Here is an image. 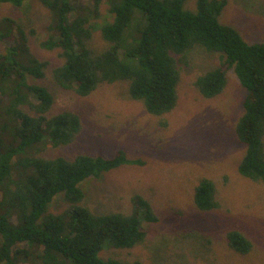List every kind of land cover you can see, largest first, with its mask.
Listing matches in <instances>:
<instances>
[{
    "label": "trees",
    "instance_id": "1",
    "mask_svg": "<svg viewBox=\"0 0 264 264\" xmlns=\"http://www.w3.org/2000/svg\"><path fill=\"white\" fill-rule=\"evenodd\" d=\"M27 0H0L22 7ZM37 0L50 19L42 49H33L36 26L22 16L0 18V264H143L104 258L109 247L131 249L149 231L142 224L157 222L153 205L134 195L131 211L99 212L87 199L84 183L126 164L142 163L124 150L112 156L79 153L72 158L49 156V147L73 143L82 129L76 113L56 109L49 87L28 77L52 80L61 89L87 97L106 86L127 84L129 96L149 114L164 117L178 106L189 52L197 46L217 53L220 63L199 74L195 87L207 99L221 95L233 68L246 91L243 112L234 127L245 151L238 172L264 186V41L249 43L234 26L222 22L228 0ZM107 2L114 14L101 27L106 47H93L96 19ZM140 27H131L135 17ZM61 195L64 207L53 210ZM200 211L220 209L219 188L210 176L193 191ZM229 247L246 255L253 241L242 230L227 231ZM107 247V248H106Z\"/></svg>",
    "mask_w": 264,
    "mask_h": 264
},
{
    "label": "rangeland",
    "instance_id": "2",
    "mask_svg": "<svg viewBox=\"0 0 264 264\" xmlns=\"http://www.w3.org/2000/svg\"><path fill=\"white\" fill-rule=\"evenodd\" d=\"M79 2L91 6L89 0ZM185 8L196 10V0H187ZM6 15H20L26 26H36L39 35L34 39V51L41 58L57 60L39 45L48 36L50 15L37 0H27L22 7L0 4V18ZM113 20L114 14L104 2L94 19L93 47H106L101 27ZM138 21L136 16L131 27L138 30ZM221 21L237 28L247 42H262L264 0H228ZM189 56L178 106L164 117L149 114L141 101L132 99L126 83L81 97L50 79L29 76V82L49 87L57 110H70L82 120L81 132L73 143L49 147L46 154L67 158L82 152L112 156L124 150L128 158L142 161L84 183L89 204L99 212H129L137 194L151 202L158 217L157 222L142 219L149 231L142 243L125 250L109 247L101 252L102 257L141 260L143 264H264V186L244 179L238 172L245 145L238 141L234 127L243 112L246 91L230 68L225 91L212 99L203 97L194 81L199 74L217 67L220 56L201 46L192 49ZM204 176L218 185L220 209L200 211L193 204L194 188ZM64 204L59 195L52 209L59 211ZM232 228L242 230L253 241L254 249L249 254H239L229 247L226 233Z\"/></svg>",
    "mask_w": 264,
    "mask_h": 264
}]
</instances>
